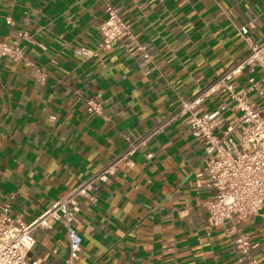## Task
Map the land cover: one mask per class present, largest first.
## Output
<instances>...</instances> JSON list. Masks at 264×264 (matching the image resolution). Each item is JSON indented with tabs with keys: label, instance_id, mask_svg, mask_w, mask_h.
<instances>
[{
	"label": "crops",
	"instance_id": "1",
	"mask_svg": "<svg viewBox=\"0 0 264 264\" xmlns=\"http://www.w3.org/2000/svg\"><path fill=\"white\" fill-rule=\"evenodd\" d=\"M106 3L146 46L148 62L126 37L99 47ZM0 39L19 49L0 59V204L29 223L263 40L264 0H0ZM88 99L100 113L87 110ZM227 100L213 95L204 110ZM238 114L227 109L223 124ZM202 156L203 143L177 118L134 152L133 167L117 163L94 200L79 197L74 264H248L224 227L209 225ZM47 223L33 230L28 256L62 264L65 229ZM239 227L264 264V208Z\"/></svg>",
	"mask_w": 264,
	"mask_h": 264
},
{
	"label": "built area",
	"instance_id": "2",
	"mask_svg": "<svg viewBox=\"0 0 264 264\" xmlns=\"http://www.w3.org/2000/svg\"><path fill=\"white\" fill-rule=\"evenodd\" d=\"M105 12L106 16L98 27L99 47L109 50L126 37L128 46H134L142 60L148 62L150 54L146 46L136 40L118 9L106 3ZM247 28H237L238 34L245 36ZM18 37L28 39L24 32L19 33ZM77 53L95 54L83 49ZM3 57H19L16 44L0 39V59ZM238 74L245 77L241 85L232 82ZM219 94L228 95V100L213 111L206 112L205 102ZM86 108L91 113H100L99 103L91 99L86 100ZM229 108L237 110L239 114L233 123L224 125L223 116ZM177 118H185L190 134L203 143V178L205 185L213 192L212 198L206 202L209 225L224 227L226 235L241 254L240 260L256 264L250 254L249 239L241 231L239 222L264 208V39L250 43L240 59L191 96L181 100L177 108L130 142L116 159L51 202L31 222L25 223L11 217L8 204H0V264H37L36 260L28 256L35 242L33 230L39 225L49 226L47 218L58 221L67 235L68 248L62 264H74L79 258L82 241L75 228L80 211L79 197L94 200L92 191L98 182L108 180V175L117 163L124 162L128 167H133L134 152Z\"/></svg>",
	"mask_w": 264,
	"mask_h": 264
},
{
	"label": "rangeland",
	"instance_id": "3",
	"mask_svg": "<svg viewBox=\"0 0 264 264\" xmlns=\"http://www.w3.org/2000/svg\"><path fill=\"white\" fill-rule=\"evenodd\" d=\"M260 104H263V103H260Z\"/></svg>",
	"mask_w": 264,
	"mask_h": 264
}]
</instances>
